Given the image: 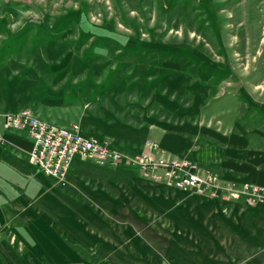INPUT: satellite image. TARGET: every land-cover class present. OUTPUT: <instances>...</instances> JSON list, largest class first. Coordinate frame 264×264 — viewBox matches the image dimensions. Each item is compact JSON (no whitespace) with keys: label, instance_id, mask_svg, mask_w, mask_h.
Returning <instances> with one entry per match:
<instances>
[{"label":"rangeland","instance_id":"obj_1","mask_svg":"<svg viewBox=\"0 0 264 264\" xmlns=\"http://www.w3.org/2000/svg\"><path fill=\"white\" fill-rule=\"evenodd\" d=\"M9 62L11 78L27 79L14 99L23 107L0 114V136L4 142L27 132L32 148L19 152L27 161L34 140L26 129L5 130L4 115L30 112L58 129L79 126L84 137L126 157L145 155L144 164L157 151L218 177V188L205 191L216 197L157 184L144 176L152 174L148 166L129 160L102 167L76 159L65 181L30 164L38 190L19 199L32 205L28 217L45 211L55 224L49 235L66 222L67 231L80 227L79 235L91 231L109 245L107 259L76 264H188L187 257L217 264L220 250L233 256L230 221L240 224L243 248L264 235V194L235 198L230 189H264V0H0V64ZM192 146L202 160L184 155ZM156 187L173 191L186 209L176 215L175 202ZM13 198L0 196V203ZM225 219L223 230L216 220ZM13 230L0 227L1 244L23 252L24 245L10 248L19 233ZM260 246L252 264H264Z\"/></svg>","mask_w":264,"mask_h":264},{"label":"crops","instance_id":"obj_2","mask_svg":"<svg viewBox=\"0 0 264 264\" xmlns=\"http://www.w3.org/2000/svg\"><path fill=\"white\" fill-rule=\"evenodd\" d=\"M11 68H14V65L11 64V62L5 66L0 64V114L18 112L16 110L22 106L18 101L15 102L14 99L16 91H18V86L21 85L24 87L27 78L23 76L11 78ZM9 70L10 73L8 74ZM35 112L38 113L39 111ZM45 117L50 120V116ZM163 130L172 131L173 126L165 125ZM23 133H25L24 139L14 133L10 136L5 135V141L0 143V196L8 194V196L14 197L12 199V204H9L8 206L0 203V227H10L13 225V231L17 230L19 233L15 236L14 240L10 241L9 244H12L11 246H13L10 248H15L14 244H18L19 248L24 245L23 249L25 250L21 252V249L19 251L16 249V251L9 249L8 251L0 241V264H49L51 260L60 261L62 264H76L75 261L77 260H91L93 257L94 259H97L99 258L97 257L98 254L103 256L100 258L107 259L108 257H104V250H109V245L104 241L102 242L99 239L100 237L93 236V232L89 231V234L86 233V235H79V231H83V229L79 227L78 230V227L69 225L67 231L66 225H64L67 223L63 222L62 225L59 223L56 224V231L52 230L53 233L55 232V235H49L48 228H55V224H50L48 220L43 218L44 215H42V213L45 211L42 212L34 209V213L37 215L28 217L30 212L33 211L31 210L32 205L27 202L21 203L19 199L24 198V200H28V195L31 191L37 189L38 185L35 182L37 179L35 175L36 173L31 169L37 168L31 163L30 159L27 161L26 158L19 155L21 150H31L32 148V141L28 133L25 131ZM194 148L195 146L186 148L188 152L184 155L191 156L195 161L202 160L198 157L196 154L197 150ZM184 151L186 150L184 149ZM173 153L176 152L173 151ZM87 163L92 162L87 161ZM30 164L32 165L31 168ZM88 167L92 166L89 165ZM152 190L156 191L157 194L162 192V197L165 200L171 199L175 203L179 200L178 198H174L176 194H174L173 191H167L157 187ZM174 204L173 211H176V215L182 210V208L186 209L187 207L185 203L183 205L178 202L176 205ZM18 205L21 207H18ZM191 209L194 211L193 207H191ZM241 210H243L241 207H236L234 212L237 213ZM203 211L210 212L211 210L207 207H203ZM245 212H247V210H245ZM2 220L4 223H2ZM216 221L218 224H222L221 228L224 230V227L226 226L225 224L229 220L225 219ZM180 222L181 221H179V224ZM186 224H188L186 227L193 229L195 222L191 221ZM228 224H230L228 226L231 228L230 233H234L233 237L229 235V238L232 239L231 244L234 245L233 256L231 259H227L226 251L224 249L220 250L217 255V264H241V261H246L242 260V254H246L250 257L252 260L249 264H252L253 261H256V257H258L256 254L262 248L260 245H264V235L262 237L253 235L254 237L250 238L249 242L246 243L247 246L243 248L241 235H235L236 233H240V231H238L240 225L239 222L230 221ZM43 227L46 229H43ZM176 227H178L177 223ZM34 228H36L35 232H33ZM206 228H209V225L206 224ZM214 228L215 226H213V229ZM22 231L26 233L23 236H21ZM218 232L221 234L220 238L224 237L222 231L218 230ZM220 238L219 243L222 241ZM180 240L179 237L175 239V241ZM191 243L193 244L192 241ZM96 248L103 251H99V253L98 251H92ZM19 256L22 259H20ZM189 258L190 257H187L186 259L188 264H197L195 262L198 261L197 258L194 259V262L192 261V258ZM208 262L209 261L205 264H208ZM201 264H204V262Z\"/></svg>","mask_w":264,"mask_h":264},{"label":"built area","instance_id":"obj_3","mask_svg":"<svg viewBox=\"0 0 264 264\" xmlns=\"http://www.w3.org/2000/svg\"><path fill=\"white\" fill-rule=\"evenodd\" d=\"M2 124L5 130L26 129L29 131L34 140L31 161L47 177L57 181L66 180L76 159L93 162L102 167L108 165L118 166L125 160H129L127 163L140 166V169V164H144L143 158L145 155L140 160L126 157V155L124 156L123 153L112 148L107 143L84 137L79 126H73L68 130L58 129L41 122L30 112L18 115H4ZM0 142H3L1 136ZM151 156L153 155H146V163L144 165L152 170V174L148 175L145 168H142L145 171V174H143L147 178L170 189H176V191L196 190L198 193L217 197V192H205L219 186L218 177L214 173L199 174L197 166L187 159H181L180 162L177 159H172L170 163L168 162L170 157L165 156L163 153L158 154L157 151L154 158ZM179 163H182V165ZM230 189L233 191L235 198H240L242 195L262 198V194H264V189H258L249 184H245L240 188L234 185Z\"/></svg>","mask_w":264,"mask_h":264},{"label":"bare ground","instance_id":"obj_4","mask_svg":"<svg viewBox=\"0 0 264 264\" xmlns=\"http://www.w3.org/2000/svg\"><path fill=\"white\" fill-rule=\"evenodd\" d=\"M0 143H2V142H0ZM32 162V161H31ZM32 164L37 168V169H39L33 162H32ZM74 165H75V161L73 162V164H72V166H71V169H70V171H72L73 170V168H74ZM39 172L44 176V177H46V178H50V177H47L40 169H39Z\"/></svg>","mask_w":264,"mask_h":264}]
</instances>
